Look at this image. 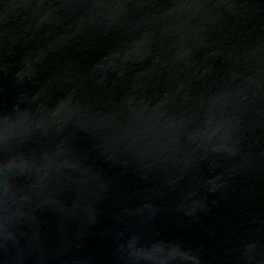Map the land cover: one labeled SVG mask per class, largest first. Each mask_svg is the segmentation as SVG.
<instances>
[{
	"label": "water",
	"instance_id": "water-1",
	"mask_svg": "<svg viewBox=\"0 0 264 264\" xmlns=\"http://www.w3.org/2000/svg\"><path fill=\"white\" fill-rule=\"evenodd\" d=\"M0 264H264V0H0Z\"/></svg>",
	"mask_w": 264,
	"mask_h": 264
}]
</instances>
